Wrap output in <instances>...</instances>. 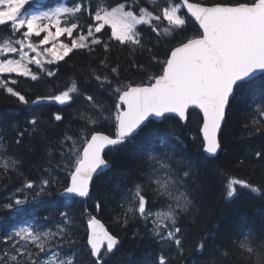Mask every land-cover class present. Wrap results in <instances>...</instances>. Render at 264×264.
Listing matches in <instances>:
<instances>
[{"label": "snow or ice", "instance_id": "1", "mask_svg": "<svg viewBox=\"0 0 264 264\" xmlns=\"http://www.w3.org/2000/svg\"><path fill=\"white\" fill-rule=\"evenodd\" d=\"M53 2L60 6L51 7L45 0H0V74L15 73L39 83L57 77L59 63L66 62L74 50L92 57L102 47L107 54L114 41L129 55L147 54V66L135 59L132 63L147 82L134 84L123 78L120 66H111L107 55L99 61L103 73L90 67L91 59L88 62L94 88H81L72 80L53 94L30 100L28 92L22 94L14 87L17 79L0 77V90L15 97L28 113L23 127L12 121L0 129V184L11 182L13 176L21 181L0 202V210L13 218L28 211L0 237V264H113L122 241L87 207L81 213L88 217L87 241L81 245L74 215L60 211L55 221L51 215L40 216L35 205L54 198V204L62 203L67 209L91 200L93 211L103 212L106 202L95 196V179L111 168V159L106 157L124 155L142 133L130 186L123 189L115 221L122 229L139 225L132 236L156 245V252L147 253L141 264H184L186 253L193 252L207 253L200 264H264V235L247 229L221 242L219 225L207 226L204 195L208 183L200 178L191 158L178 155L172 143H182L184 133L169 127L166 135H157L149 129L171 120L182 121L181 127L187 128L195 118L192 142L199 139L202 152L216 156L223 150L222 128L234 107L244 105V134L264 138V0ZM190 25L195 26V35H187ZM12 54L19 58H9ZM41 55L44 59L38 58ZM150 68L158 71L150 72ZM50 104L73 109L69 122L51 140L47 130L53 121L59 122L58 128L67 117L61 108L46 122L41 109ZM11 132L16 134L14 141ZM26 136L29 141L39 136L46 145V163L35 179L25 174L24 157L14 151ZM33 150L29 145V151ZM235 163H247L264 173V143L249 146ZM249 193L264 206V183L227 180L226 200ZM202 224L199 238L190 243L193 229ZM130 260L128 254L126 264Z\"/></svg>", "mask_w": 264, "mask_h": 264}, {"label": "trees", "instance_id": "2", "mask_svg": "<svg viewBox=\"0 0 264 264\" xmlns=\"http://www.w3.org/2000/svg\"><path fill=\"white\" fill-rule=\"evenodd\" d=\"M193 2L201 3H216V2H231L235 3L237 0H190ZM50 6H55L59 3L53 2V0H47L45 2ZM107 35H110V30L105 34L102 39L107 40ZM187 35H195V26L190 25L187 31ZM2 42V41H0ZM112 44L111 50L106 54L102 47H97L95 54L89 57L86 52L74 50V54H70V58L66 57L65 61H61L58 65L59 72L57 77H48L45 80L37 83L30 80L28 77L11 76L9 79H17L18 85L14 86L16 90L28 92V99H35L36 95H50L58 89H63L66 85H69L72 80H76L77 84L81 88H94L96 87L94 80L90 78L89 60L91 59V68L103 73L105 71L104 66L99 63L101 59L107 55L108 61L111 66H120L121 75L123 78L131 80L134 84L141 81L147 82L144 77L136 68L132 67L133 59L139 63H143L147 66L148 56L147 54L141 55L139 52L134 55H129V50L121 48L116 45V42H110ZM35 71V67H33ZM150 72L158 71L156 68H150ZM244 105H236L233 109L232 115L229 117L228 123L223 127L220 138L222 140V151L215 158L206 156L200 149V140L197 139L192 142V135L195 132L192 129L195 128V118L192 119L191 124L187 128H182L183 123L175 120L168 121L166 123H154L149 126V129L157 135H166V130L169 127H174L177 133L183 132L181 136V142L172 141L175 145V150L178 155H184L191 158L193 164L198 168L200 178L206 180L208 183V190L204 195V220L208 227L219 225V235L221 242H224V238L236 235L242 230L252 229L257 236L264 235V206H261L260 202L251 194H247L243 197L233 199L231 201L224 198L225 185L230 178H245L251 179L255 183H264V173H261L260 169L253 168L251 165L245 163L244 165L237 166L235 161L239 158H243L248 151L249 146L255 148L261 143H264V138L261 134H256L254 137H248L244 134L243 119L241 113L244 111ZM63 110V114L67 117L64 124H60V127H55L59 122L53 121V127L47 130V136L51 140L55 137L62 128L71 119L73 112L72 108L67 106H60L58 104H50L42 107L45 121L51 120V114ZM28 113L24 106L19 104L15 97L6 94L0 90V129H6L9 127L12 121H16L21 127L24 125V121L27 118ZM149 129H146L147 133ZM110 129L106 126L105 134ZM15 132L10 133V138L14 141ZM144 133L141 137L137 138V143L130 145L127 153L119 158H111L112 167L106 171L99 178L95 179L94 191L95 196L101 197L105 200V210L101 213L93 211V201L89 200L85 203H80L65 209L62 203H53L54 198H48L47 202L35 205V210L40 216L51 215L55 221H59L60 211H69L70 214L77 218L76 235L81 245H86L87 241V215H81L84 212L85 207L89 213L96 215L97 219L102 221L107 229L118 235L122 241V245L119 251L113 256V264H126V257L131 254V260L127 261V264H141L144 256L149 253H155L156 245L150 243L147 239H141L140 237H133L132 232L134 228L139 225H129L127 229H122L115 221L116 217L120 214L121 209L119 207L121 197L123 195V189L129 187V180L131 178V169L134 167L133 161L136 158L137 146L142 141ZM171 140V137H169ZM29 145L33 147V151H29ZM46 145L40 139L39 136L36 139L29 141L28 137L24 138V143L19 148H14L17 155L24 157V172L30 178H37L39 175V169L41 165L46 163ZM225 172L227 176L223 175ZM125 173H129V176H125ZM3 184H7V188L3 187ZM3 184H0V202H3L4 197L10 196L16 187L20 186L21 181L15 176L12 177L11 182L4 180ZM120 185V187H117ZM94 196V199H95ZM30 210V209H29ZM28 215V211L17 215L15 218L5 210H0V237H3L8 231L14 228L17 223ZM51 223V221L49 222ZM200 228L193 229V237L190 243L194 244L199 238L201 230ZM3 245L0 244V247ZM85 251H87L85 249ZM205 255H199L195 252L192 255L186 253V259L184 264H200L205 259Z\"/></svg>", "mask_w": 264, "mask_h": 264}, {"label": "rangeland", "instance_id": "3", "mask_svg": "<svg viewBox=\"0 0 264 264\" xmlns=\"http://www.w3.org/2000/svg\"><path fill=\"white\" fill-rule=\"evenodd\" d=\"M47 0H45L46 2ZM56 6H60L59 4L55 5V6H51V7H56ZM43 10H47V7H45ZM60 40L64 41V42H68V38L66 37H61ZM42 47H50V45H45V46H42ZM29 55L30 56H35V53H31L29 52ZM9 58H19V56L17 54H12ZM40 59H44V56L41 55L40 57H38ZM30 68H32L33 70V67H35L34 65H29ZM17 76V74L15 73H12V74H0V77H3V76H8V77H11V76ZM11 80V78L9 79Z\"/></svg>", "mask_w": 264, "mask_h": 264}, {"label": "water", "instance_id": "4", "mask_svg": "<svg viewBox=\"0 0 264 264\" xmlns=\"http://www.w3.org/2000/svg\"><path fill=\"white\" fill-rule=\"evenodd\" d=\"M190 2H193V1H190ZM182 122V121H181ZM182 123H184V122H182ZM223 129V128H222ZM221 135V134H220ZM221 151H219L218 153H217V155L216 156H211V155H209V154H207V153H205L206 154V156H208V157H210V158H215V157H217L218 155H219V153H220ZM112 167V166H111ZM108 171V170H107ZM101 222V224H103L104 225V227L107 229V227L105 226V224L102 222V221H100ZM108 230V229H107Z\"/></svg>", "mask_w": 264, "mask_h": 264}]
</instances>
